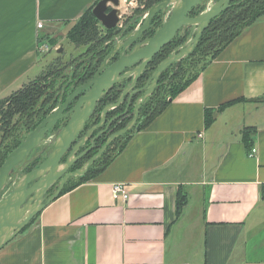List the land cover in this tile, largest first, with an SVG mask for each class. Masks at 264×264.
Here are the masks:
<instances>
[{
	"label": "crops",
	"instance_id": "crops-1",
	"mask_svg": "<svg viewBox=\"0 0 264 264\" xmlns=\"http://www.w3.org/2000/svg\"><path fill=\"white\" fill-rule=\"evenodd\" d=\"M100 1L0 0V100L39 78L41 46H61ZM235 100L246 102L219 111ZM169 101L104 172L59 196L2 248L0 264H264V16ZM193 163L203 165L197 176ZM115 184L129 200L113 198Z\"/></svg>",
	"mask_w": 264,
	"mask_h": 264
},
{
	"label": "water",
	"instance_id": "water-1",
	"mask_svg": "<svg viewBox=\"0 0 264 264\" xmlns=\"http://www.w3.org/2000/svg\"><path fill=\"white\" fill-rule=\"evenodd\" d=\"M132 2L134 0H128ZM203 0H163L155 4L146 15V21L135 31L124 38H120L113 50L102 63L96 75L79 87L68 99L48 116L27 138L18 149L12 152L2 167H0V250L14 240L49 204L55 201L62 193L65 184L70 178L81 177L101 157L104 151L119 137L131 131L137 122L140 107L154 93L162 73L171 65L182 61L192 54L198 46L201 37L210 22L226 11L233 0H220L211 8L196 17H190V12ZM114 8L109 11V6ZM120 0H101L93 9V14L106 30H113L120 23ZM170 9V16L160 30L152 38L140 41L150 29L155 17L162 11ZM196 28L194 37L181 50H177L166 59L144 89L147 92L137 101L135 118L123 130L112 135L101 151L95 155L82 169L63 177L85 153L75 157L88 138L103 125L109 111L119 107L136 86L138 79L149 66L154 57L179 34L182 29L185 33ZM122 37V34L121 36ZM140 41V42H139ZM139 42V43H138ZM179 51V52H178ZM61 48L58 53H62ZM138 64V65H137ZM137 65L134 69H132ZM132 78V84L123 91L117 104L108 105L102 114L101 123L90 130L79 142L64 164L63 158L71 146L84 131L87 120L95 111L99 100L104 97L113 86ZM75 103L74 106L72 104ZM72 106V107H71ZM67 120V124L59 129L54 139L55 145L46 160L36 169L24 174L15 184L10 193L1 196V191L7 185L14 169L23 163L26 157L40 147L47 135L59 123ZM60 179V186L45 203V194Z\"/></svg>",
	"mask_w": 264,
	"mask_h": 264
},
{
	"label": "trees",
	"instance_id": "trees-1",
	"mask_svg": "<svg viewBox=\"0 0 264 264\" xmlns=\"http://www.w3.org/2000/svg\"><path fill=\"white\" fill-rule=\"evenodd\" d=\"M100 1V0H99ZM163 0H146L145 12L149 11L155 4L162 2ZM98 3V2H97ZM97 4L90 8L76 23L67 35V41L74 47L92 45L91 50L88 49L89 59L75 64L71 61L69 64L62 62L57 65L55 72H50L48 75H41L40 78L34 80L30 85L24 86L20 90L14 92L9 97L0 100V167L3 166L8 156L14 152L27 136L35 131V129L48 117L54 110L61 106V103L66 101L68 97L73 94L79 87L83 86L89 80H91L104 60L110 54L115 47L114 42L106 44L108 41H112L116 36L122 33L124 38L131 34L138 28L139 18H134L131 25H126L128 28L126 31L119 30L117 34L116 27L114 30H106L107 35L103 36L101 30L104 27L96 19L93 14V9ZM111 9H109L110 11ZM204 12L202 6L197 5L190 12V17H196ZM161 12L155 17L150 29L144 34L142 39L152 38L162 27V21L160 20ZM264 16V0H233L230 7L213 19L208 28L205 30L203 36L200 39L195 51L182 61L173 64L168 68L160 77L158 87L155 89L154 94L147 99V101L140 107V117L137 125L124 136L119 137L113 144L112 148L104 155V158L99 160L86 175L71 179L64 187L61 195L67 193L74 187L78 186L82 182H86L100 173L104 172L111 162L120 155L125 149L128 140L136 132L147 129L153 121L158 118L170 103V99H175L183 91H185L198 77L199 75L231 44L235 39L242 35V33L255 24L259 19ZM130 21V20H129ZM128 21V22H129ZM146 20H144L145 22ZM127 22V23H128ZM143 22V23H144ZM142 23V24H143ZM141 24V25H142ZM215 25H220L214 30V34L221 37L220 47L216 53L210 58V60L203 65L193 76L184 82L180 86L184 77V70L187 72L186 66H192L194 56L203 55L207 48H204L205 37L209 29ZM139 25V26H141ZM119 29V28H118ZM213 34V36H214ZM187 36L178 35L175 39L152 61L147 71L140 79L139 86L143 87L149 79L155 74L159 66L172 54V52L181 47L187 41ZM211 37L208 41H210ZM141 39V40H142ZM50 46L54 49L57 46V41L50 40ZM56 50V49H55ZM51 51V50H50ZM61 53H57V57H60ZM201 57V56H199ZM71 69L69 76H62L61 72ZM52 77L51 81L47 79ZM183 77V78H182ZM47 80V81H46ZM131 80H127L125 85ZM47 82V83H45ZM61 83V84H60ZM124 87V86H122ZM122 91L120 87L113 89L111 94L101 101L99 111L96 113V119L99 120L100 112L107 104H115L118 102ZM142 92L138 94L132 101L130 112L134 110L136 102L145 94ZM168 95H170L168 97ZM168 97V98H167ZM62 99V100H61ZM63 102V103H64ZM246 102L244 100H235L224 104L219 108V111L232 105ZM62 103V104H63ZM253 103H259L254 101ZM60 105V106H59ZM126 105L109 113V118L124 112ZM131 118H128L125 122L120 124L116 131H121L128 125ZM67 124V120H63L60 123ZM214 122L213 111L207 110L205 113V125L210 127ZM59 123V124H60ZM28 130L29 134L17 141V132L20 129ZM123 141V144L120 143ZM244 142L246 147H251L250 135L244 134ZM104 142L101 144V146ZM120 145V146H119ZM118 146V147H117ZM117 147V148H116ZM97 149L93 153L89 154L82 161L78 162L74 170L81 169L84 162L89 160ZM114 152V154H112ZM38 163V162H37ZM36 165L29 167V172L36 169ZM60 195V196H61ZM181 195L178 196V214L181 216L180 205L182 203ZM29 225L22 231L24 233L28 229Z\"/></svg>",
	"mask_w": 264,
	"mask_h": 264
},
{
	"label": "rangeland",
	"instance_id": "rangeland-1",
	"mask_svg": "<svg viewBox=\"0 0 264 264\" xmlns=\"http://www.w3.org/2000/svg\"><path fill=\"white\" fill-rule=\"evenodd\" d=\"M120 1H121V5H120V12H121V14H120V24H119V27H118L119 29L116 28L117 31H115L114 34H117V32L119 30H121V32L122 31H126V29L128 28L126 25H131L134 22L133 21L134 18H139V22L137 24H138V27H140L139 25H141L144 22V20H146V15H147V12H148V11L145 12V2H146V0H134L132 2H129L128 0H120ZM218 1H220V0H203L200 3V6H202V8H204V12H205L209 8H211L215 3H217ZM113 8H114V6L111 4L109 6V9H113ZM169 16H170V9H167V10H164V11L161 12L160 20L162 21V24H164V22L169 18ZM219 26L220 25H215L214 24V26H212L209 29V31L207 32L206 37H205V43H204V48H207V50H205V52L203 53V55H200L199 54V56H201V57L194 56L195 59L193 60L194 63H193L192 66H190V67L189 66H186L187 72L184 70L183 75H182L184 77V79L181 82L180 86H182L186 80H188L203 65H205L210 60V58L216 53V51L218 50V47H220L219 46L220 45V42L219 41L221 40V37L219 35H217V34H214V30L216 28H218ZM101 33H102L103 36L107 35L106 29L103 28V30H101ZM195 33H196V28H193V29H191L188 32V36H187L186 43L194 37ZM121 34L122 33H120L118 35H115L116 37L112 41H108L106 44L113 43V42H114V44H116V42L119 40L118 38H120ZM213 34H214V36H213ZM211 37H213V38L210 41H208ZM65 40L66 39L61 40V46H58V41L59 40L58 39H54V41H57V46H55L54 49L51 47V51L50 52H44L47 55L45 56V62H44L45 68H44V71H43L42 75H48V73H50V72H55L57 65L61 64L62 62H65L66 64H69L71 61H74L75 64H80L81 62L85 61L86 59L87 60L89 59V57H88V49L89 50L93 49V48H91L92 45L74 47L70 42L65 41ZM185 44H183L182 47ZM56 47H59L60 49L61 48L63 49V52L60 54V57H57V53H58L57 50L58 49H56ZM71 69L72 68H70V69H68L66 71L61 72V74H63L62 76H64V74L66 76H69V74L71 72ZM47 80L48 81H51L52 80V77L48 78ZM30 83H32V82H30ZM30 83L27 84V85H30ZM45 83H47V82H45ZM27 85H25V86H27ZM169 96L170 95H168V97ZM62 103H61V105H62ZM75 103H76V101L72 104V106H74ZM63 124L64 123L62 122L55 129H53L47 135V137L45 138V140L41 143L40 147H38L33 152H31L26 157V159L23 161V163H21L20 165H18L14 169V171L10 175V178L8 180L7 185L1 191V196L2 197L6 196L8 193L11 192V190L15 186L16 182L24 174H26L29 171V167L30 166L36 165V167H38L43 161L46 160L47 156L49 155V153L54 148V145H55L54 139L56 137V133H57V131L59 129H61V128L64 127ZM28 132L29 131L26 130V129H24V128L20 129V131L17 132V141H21L22 139H24L29 134ZM121 144H123V141L120 143V145ZM112 154H114V152ZM191 169L194 172V176H197L198 173H199V171H201V170L203 171V165H201L199 163L198 164H194L193 163L191 165ZM51 193H52V191H51ZM195 204H196V202L194 200L193 201H190V209L188 211V214L193 213V209H194V205ZM190 219H191L190 218V215H187V220L184 221L183 223H181V226H179L170 235V241L171 240H174V239H178V238L181 237L182 231L190 223Z\"/></svg>",
	"mask_w": 264,
	"mask_h": 264
},
{
	"label": "flooded vegetation",
	"instance_id": "flooded-vegetation-1",
	"mask_svg": "<svg viewBox=\"0 0 264 264\" xmlns=\"http://www.w3.org/2000/svg\"><path fill=\"white\" fill-rule=\"evenodd\" d=\"M112 10V9H111ZM119 27V26H118ZM190 31V30H189ZM188 31V32H189ZM188 32L187 33H185V29H182L180 32H179V34L178 35H184V36H186V35H188ZM177 35V36H178ZM176 36V37H177ZM144 39H142V40H140V41H143ZM174 40V39H173ZM172 40V41H173ZM139 41V42H140ZM138 42V43H139ZM168 46V45H167ZM166 46V47H167ZM165 47V48H166ZM164 48V49H165ZM164 49H162L157 55H159ZM181 50L182 49V46L181 47H179V48H176L173 52H172V54L173 53H175L177 50ZM179 52V51H178ZM171 54V55H172ZM156 55V56H157ZM170 55V56H171ZM155 56V57H156ZM169 56V57H170ZM155 57H154V59H155ZM168 57V58H169ZM153 59V60H154ZM152 60V61H153ZM152 61H151V63H152ZM151 63L149 64V66L151 65ZM175 64V63H174ZM138 65V64H137ZM137 65H135L132 69H134ZM149 66L145 69V71L143 72V74L147 71V69L149 68ZM172 66V65H171ZM170 66V67H171ZM169 67V68H170ZM164 73V72H163ZM162 73V74H163ZM143 74L141 75V77L143 76ZM141 77L138 79V81H137V84H136V86H135V88L128 94V95H126V97H125V99H124V102L119 106V107H117V108H115V109H113V110H111V111H109L108 113H107V115H106V118H105V121H104V123H103V125L102 126H100L97 130H95L94 131V133H92L91 134V136L88 138V140H87V142L85 143V145L83 146V147H81L80 148V150L77 152V154L75 155V157H79L80 155H82L83 153H85V155L81 158V159H79L77 162H75L74 163V165L71 167V169L63 176V177H65L66 175H68V174H70V173H73V172H76V171H79L80 169H78V170H74V168L76 167V165L78 164V162H80V161H82L85 157H87L89 154H91V153H93V151L95 150V149H97V151H96V153H94L93 155H92V157L89 159V160H87L84 164H83V166H82V168L95 156V155H97L100 151H101V149L104 147V145L106 144V142L108 141V139L112 136V135H114V134H116V133H118L117 131H116V129H117V127L120 125V124H122L123 122H125L128 118H131L130 120H129V122H128V125L133 121V119L135 118V106H136V104L134 105V110L131 112V113H129L130 112V108H131V104H132V101H133V99L138 95V94H140V93H142V92H147V89H144L145 88V86L149 83V81L152 79V77L149 79V81L147 82V84H145L143 87H140L139 86V83H140V79H141ZM127 80H131L128 84H124V83H126V81ZM159 80H160V78H159ZM159 80H158V82H159ZM132 84V78H129V79H126V80H124V81H122L121 83H119V84H117V85H115V86H113V88L104 96V97H102L100 100H99V102H98V104H97V107H96V109H95V111L93 112V114L91 115V117L87 120V123H86V126H85V129H84V131L81 133V135L77 138V141L71 146V148H70V150H69V152L65 155V157L63 158V160H62V163L61 164H64L65 162H66V160L68 159V157H69V155L72 153V150L75 148V146L79 143V142H81V140L86 136V134L90 131V130H92V129H94L95 127H97L100 123H101V120H102V114H103V111H104V109L108 106V105H113V104H107L105 107H104V109L100 112V116H99V120H97L96 119V113L99 111V109H100V106H101V101L104 99V98H106L107 96H109L110 94H111V92L113 91V89H115V88H118V87H120V90L122 91V93H123V91L125 90V88H127L129 85H131ZM159 84V83H158ZM122 86H124V87H122ZM157 87H158V85H157ZM156 87V88H157ZM122 93H121V95H122ZM121 95H120V98H121ZM120 98H119V100H120ZM118 100V101H119ZM118 103V102H117ZM117 103H115V104H117ZM137 103V102H136ZM124 105H126V109H125V111L124 112H121V113H119L118 115H115V116H113V117H111V118H109V113L110 112H112V111H114V110H116V109H118V108H120V107H122V106H124ZM139 117H140V111H139V116H138V119H137V122H136V125H137V123H138V120H139ZM127 125V126H128ZM135 125V126H136ZM126 126V127H127ZM116 141V140H115ZM114 141V142H115ZM104 142V144L101 146V144ZM113 142V143H114ZM112 143V144H113ZM112 144L109 146V147H107V149L104 151V153L101 155V157L95 162V164L99 161V160H101V159H103L104 158V155L112 148ZM94 164V165H95ZM93 165V166H94ZM92 166V167H93ZM91 167V168H92ZM81 168V169H82ZM90 168V169H91ZM89 169V170H90ZM74 178H77V177H74ZM71 179H73V178H70L68 181H67V183L71 180ZM61 180L62 179H60L55 185H53L50 189H49V191L45 194V196H44V200H43V202L45 203L55 192H57V190H58V188H59V186H60V182H61ZM66 183V184H67ZM66 184H65V186H66ZM64 186V187H65ZM51 191H52V193H51ZM38 216V215H37Z\"/></svg>",
	"mask_w": 264,
	"mask_h": 264
},
{
	"label": "built area",
	"instance_id": "built-area-1",
	"mask_svg": "<svg viewBox=\"0 0 264 264\" xmlns=\"http://www.w3.org/2000/svg\"><path fill=\"white\" fill-rule=\"evenodd\" d=\"M38 28L39 29H42L43 28V24H39L38 25ZM41 52H47L49 50V47L47 45H43L41 46V48L39 49ZM256 149L253 148L251 150V153H250V157H254L255 154H256ZM112 195H113V198L115 200H124V201H127L129 200L130 196H129V193L126 189V186L123 185V184H115L112 186Z\"/></svg>",
	"mask_w": 264,
	"mask_h": 264
},
{
	"label": "bare ground",
	"instance_id": "bare-ground-1",
	"mask_svg": "<svg viewBox=\"0 0 264 264\" xmlns=\"http://www.w3.org/2000/svg\"><path fill=\"white\" fill-rule=\"evenodd\" d=\"M120 24V23H119ZM119 26V25H118ZM43 29V28H42ZM60 50V49H59ZM59 50H58V52H59Z\"/></svg>",
	"mask_w": 264,
	"mask_h": 264
}]
</instances>
